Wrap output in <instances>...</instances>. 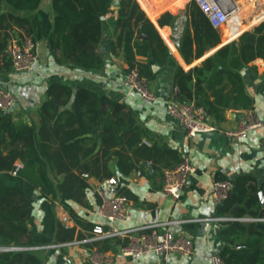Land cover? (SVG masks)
<instances>
[{
    "label": "crops",
    "instance_id": "0c3cea01",
    "mask_svg": "<svg viewBox=\"0 0 264 264\" xmlns=\"http://www.w3.org/2000/svg\"><path fill=\"white\" fill-rule=\"evenodd\" d=\"M135 1L154 24L167 50L158 62L150 53L135 57L136 63L149 65L154 73L148 86L157 97L155 102L145 101L124 84L129 65L124 50L116 47L119 31L115 28L120 0H114L111 13L104 17L103 36L96 49L103 67L95 71L59 63L52 55L47 42L54 29L52 0H42L36 10L19 13L30 21L32 32L29 35L14 28V35L35 39L39 60L34 71L28 74H16L12 67L11 71H6L0 62V87L16 98L14 110L0 111V116L9 114L17 124L39 126L40 110L48 100V88L54 83L64 84L75 92L84 89L100 99L107 97L124 104L135 114L138 125L146 131L145 141L156 148L158 155L139 160L136 169L128 175L118 170L114 158L101 168L100 175H111L109 178L99 179L85 172L81 178L88 187L80 203L68 201L64 204L51 195L46 196L40 186L31 185L18 174H0V184L14 188L29 201L30 218L21 225L27 229L31 240L30 244H26V239L22 244H12L0 238V247H18L19 250L10 252L30 253L42 264H89V255L99 249L113 256V264H212V258L220 256L225 245L220 234L227 228V221H231L227 215H219L221 205L213 199V181H234L240 176H251L258 185L264 184V126L250 131L240 140H230L218 132L188 137L183 126L166 111L168 100L179 93L177 71H192L210 59L213 68L206 73L201 98L212 102L218 110V118L209 115L213 122L224 130H236L248 117L264 121V55L251 62L243 61L240 56L241 37L264 22L258 21L264 14V0H231L238 7L234 23L229 24L231 19L218 29L210 24L194 0ZM199 11L207 18L215 40L213 46H206L203 52H200L195 26ZM145 46L149 52L148 44ZM227 46L230 47L228 56L226 52L220 55L219 51ZM6 54L11 61L8 48ZM99 147L83 163L91 161ZM184 158L190 159L195 170L178 197L167 196L163 191V171L176 167ZM75 174H79L78 171L75 170ZM113 177L118 180L116 186L109 184ZM100 191L108 198L122 195L128 200L131 217L128 221L114 223L116 229L158 225L160 230L168 229L191 238L193 255L172 254L167 261L154 253L127 258L119 253L127 239L91 240L96 225L110 226L99 213ZM60 227L74 231L71 241H64V235L58 239ZM108 245L111 248L107 250Z\"/></svg>",
    "mask_w": 264,
    "mask_h": 264
},
{
    "label": "trees",
    "instance_id": "16d2710c",
    "mask_svg": "<svg viewBox=\"0 0 264 264\" xmlns=\"http://www.w3.org/2000/svg\"><path fill=\"white\" fill-rule=\"evenodd\" d=\"M41 1L0 0V62L6 71H11L12 67L6 51L14 28L29 35L32 32L30 21L19 13L36 10ZM113 2L52 0L54 29L47 42L59 63H69L85 71L103 67V60L96 49L103 36L104 17L111 13ZM119 5L115 21V28L119 31L116 47L124 50L125 61L129 65L127 74L136 70L148 83L154 73L149 65L136 63V55L150 53L158 62L167 50L154 24L135 0H120ZM263 19L264 14L258 17V21ZM195 26L198 43H201L200 52H203L206 46H213L215 40L207 18L200 11ZM229 50L227 46L219 54L225 55L226 52L228 56ZM263 55L264 22L240 39L243 61L251 62ZM212 68L208 59L192 71L179 69L176 73L179 92L176 99L181 103L194 102L204 107L210 116L218 118L220 114L214 104L201 98L206 73ZM47 94L48 100L40 110L39 126L17 124L9 114L0 116V174L14 172L20 164L22 167L17 174L31 185L40 186L46 196L51 195L64 204L68 201L80 203L88 187L81 178L85 172L99 179L109 178L111 175H100L101 168L114 158L118 170L128 175L136 169L139 160H149L158 155L156 148L145 141L146 131L138 125L135 114L124 104L107 97L100 99L97 94L84 89L75 92L70 86L58 83L52 84ZM65 106L70 107L60 111ZM98 145V154L83 163L94 154ZM75 170L79 174H75ZM57 176L64 178L60 180ZM231 182L233 186L229 196L219 207V215H227L231 219L220 234L225 242L220 257L225 264H264V205L260 198L264 184L258 185L251 176H240ZM29 218V201L14 188L0 184V238L12 244L26 241L30 244L28 231L21 225ZM246 218L253 221H241ZM57 233L58 239L64 235L63 240L68 242L74 237L73 230L63 227ZM110 248L108 245L107 250ZM0 264L42 263L30 253L10 252L0 253Z\"/></svg>",
    "mask_w": 264,
    "mask_h": 264
},
{
    "label": "built area",
    "instance_id": "2783aa9c",
    "mask_svg": "<svg viewBox=\"0 0 264 264\" xmlns=\"http://www.w3.org/2000/svg\"><path fill=\"white\" fill-rule=\"evenodd\" d=\"M202 12L207 16L210 24L218 29L228 23L236 13L231 1L228 0H194ZM228 1V3H227ZM226 5V6H225ZM238 8V7H237ZM8 55L12 62V70L16 74H28L34 71L38 60V43L32 37H19L14 35L8 46ZM124 84L139 94L145 101L155 102L156 95L149 88L145 79L139 76L136 70L127 74ZM178 94V93H177ZM168 100L166 111L169 117L177 120L185 129L188 137L198 134L218 132L230 140H240L256 129L264 126V121L248 117L236 130H224L209 117L206 109L195 103H181L176 97ZM16 105V98L8 90L0 87V111L11 112ZM22 165H17L13 172L17 175ZM195 168L189 158H184L176 167L163 171V191L167 196L178 197L186 186L189 177ZM111 186H116L118 180L109 179ZM229 180H214L212 195L215 203L221 205L229 196L232 189ZM102 202L99 213L109 227L96 225L92 230L91 240L101 239H127L125 245L120 247L119 253L127 258H139L145 254L154 253L163 261H167L172 254L191 257L194 245L191 238L174 233L168 229L160 230L157 226H147L128 230L116 229V222L128 221L131 214L128 210V200L125 196L116 195L106 197L101 191ZM221 220V219H219ZM21 249V248H20ZM25 249V248H23ZM19 250L18 247H0V252ZM89 264H113L110 253L94 250L88 257ZM212 264H225L219 255L212 258Z\"/></svg>",
    "mask_w": 264,
    "mask_h": 264
},
{
    "label": "water",
    "instance_id": "95a60500",
    "mask_svg": "<svg viewBox=\"0 0 264 264\" xmlns=\"http://www.w3.org/2000/svg\"><path fill=\"white\" fill-rule=\"evenodd\" d=\"M231 3L233 5V8L237 9V6L235 5V3H233V2H231ZM260 197H261L262 204H264V193L263 192H260Z\"/></svg>",
    "mask_w": 264,
    "mask_h": 264
},
{
    "label": "bare ground",
    "instance_id": "6f19581e",
    "mask_svg": "<svg viewBox=\"0 0 264 264\" xmlns=\"http://www.w3.org/2000/svg\"><path fill=\"white\" fill-rule=\"evenodd\" d=\"M257 1H258V0H257ZM235 15H236V14H234V15L229 19V21L232 19L230 22L228 21L229 24L234 23V17H235ZM263 20H264V19H263Z\"/></svg>",
    "mask_w": 264,
    "mask_h": 264
},
{
    "label": "rangeland",
    "instance_id": "374dc122",
    "mask_svg": "<svg viewBox=\"0 0 264 264\" xmlns=\"http://www.w3.org/2000/svg\"><path fill=\"white\" fill-rule=\"evenodd\" d=\"M234 18H236V17H234ZM37 42V41H36ZM38 43V42H37Z\"/></svg>",
    "mask_w": 264,
    "mask_h": 264
}]
</instances>
